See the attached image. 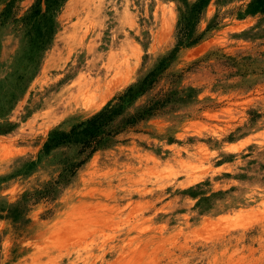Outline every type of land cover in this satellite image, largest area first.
Segmentation results:
<instances>
[{"label":"rangeland","instance_id":"obj_1","mask_svg":"<svg viewBox=\"0 0 264 264\" xmlns=\"http://www.w3.org/2000/svg\"><path fill=\"white\" fill-rule=\"evenodd\" d=\"M0 264H264V0H0Z\"/></svg>","mask_w":264,"mask_h":264},{"label":"trees","instance_id":"obj_2","mask_svg":"<svg viewBox=\"0 0 264 264\" xmlns=\"http://www.w3.org/2000/svg\"><path fill=\"white\" fill-rule=\"evenodd\" d=\"M106 110L107 109L95 114L92 118L88 119L86 122L80 123L77 126V127H81L82 125H85L81 130L75 132L77 135H79L77 137L79 140H82L84 143L88 145L101 142V137L98 138L99 133H101L99 128L100 125H102L105 119L107 118ZM75 129L76 127L73 128V130ZM61 134L65 136L64 133Z\"/></svg>","mask_w":264,"mask_h":264},{"label":"bare ground","instance_id":"obj_3","mask_svg":"<svg viewBox=\"0 0 264 264\" xmlns=\"http://www.w3.org/2000/svg\"><path fill=\"white\" fill-rule=\"evenodd\" d=\"M89 92L91 94V96L89 97L91 101V97L93 94L91 86L86 85L81 88H76V89L74 88V90H67L66 93L63 92L57 95L58 97L57 99H54V103L56 104L55 107L59 109L63 108L62 110H64L67 114L72 110H74L76 107H78L79 103H81L82 99L86 96V94L88 93L89 95ZM84 100L87 101L86 98H84Z\"/></svg>","mask_w":264,"mask_h":264}]
</instances>
